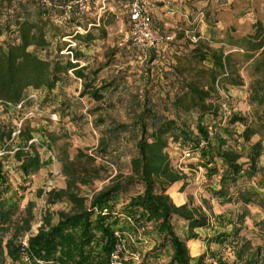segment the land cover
<instances>
[{"label": "trees", "instance_id": "trees-1", "mask_svg": "<svg viewBox=\"0 0 264 264\" xmlns=\"http://www.w3.org/2000/svg\"><path fill=\"white\" fill-rule=\"evenodd\" d=\"M93 5L91 0L83 22L92 13ZM128 25L130 29L129 20ZM0 27L13 34L9 40L0 42V116L15 111L18 105L19 109L25 107L37 91L45 92L47 99L53 98L52 92L68 83L69 74L82 82L80 96L89 97L98 106L107 99L108 88L119 87L115 81L97 86V72H89L88 65L80 64L75 49L71 56H62L65 47L61 39L65 36L60 28L42 19L35 0L16 3L2 0ZM94 29L74 37L78 46L94 42ZM207 35L192 36L194 41L186 36V49L173 50L171 40L162 49H150L143 55L137 54L128 40L132 53L142 64L152 61L153 66L166 52H173L172 63L163 70L159 82L161 95L149 96V78L143 80L146 85L142 95L129 101L133 109L128 111L131 123L111 122L101 132L94 153L79 150L71 157L66 143L56 149L66 186L50 191L46 202L54 205L66 200L69 209L58 213L55 224L45 220L30 237L26 251L29 264H109L116 245L123 248L122 258L138 256V264L158 260L164 254L169 256L165 264H229L221 258L211 257L214 260L206 263L205 255L191 256L188 239L176 233L174 218L186 222L190 232L207 228L209 223L201 212L180 205L177 192L184 188L185 178L172 166L167 150L173 144L182 151L188 149L191 156L197 154L207 180L218 178L210 186L215 197L244 205L257 203L264 212V196L253 187L238 188L239 181L264 179V170L258 167L264 151V26L256 21L251 31L243 35L234 27L223 31L210 27ZM152 70L148 68L145 76L149 77ZM243 72L249 78L250 117L232 113L226 103L219 102L220 91L227 94L245 86ZM58 106L60 111L70 108L65 101ZM96 111H101L100 107ZM79 120L81 117H72L76 125ZM102 124L105 118L101 114L94 126ZM236 124L243 127L239 134L233 131ZM15 131L0 120V264H26L18 238L30 230L33 220L27 213L25 217H15L21 195L12 188L7 161L11 160L22 180H27L45 164L38 149L53 152L58 140L68 136L63 129L58 136L47 127L37 130L29 124L21 126L19 134L12 138ZM255 136L259 141L252 144ZM122 142L132 144L127 174L115 175L110 185L94 192L90 199L81 197L79 186H89L100 180L108 167H118L115 159L121 153ZM232 189L236 193L232 194ZM257 226L264 237V218ZM231 231L232 235L216 234L215 240L225 242L230 237L238 240L237 229L233 227ZM148 243L152 246L144 255L136 251L138 246ZM245 250L246 247L236 249L233 264H257V253L244 257ZM128 264L135 263L128 261Z\"/></svg>", "mask_w": 264, "mask_h": 264}, {"label": "rangeland", "instance_id": "rangeland-1", "mask_svg": "<svg viewBox=\"0 0 264 264\" xmlns=\"http://www.w3.org/2000/svg\"><path fill=\"white\" fill-rule=\"evenodd\" d=\"M98 1L94 0L92 14L88 16L87 21L81 24V27L94 23L99 15L101 28H90L94 29L92 32L95 40L88 45L80 44L78 46V42L74 40L77 43L74 54L80 55V64L88 65L89 72H97L95 83L97 86L101 82L115 81L119 87L108 88L105 92L107 99L98 106L89 97L80 96L82 82L77 80L73 74H69L68 83L62 89H55L52 92L53 98L47 99L45 92L37 91L32 93L36 99H31L32 101L25 107L3 113L0 116V120L14 130L29 124L31 128L37 130L40 127H47L50 131H55L58 136L62 134L63 129L68 135L66 138L58 140L53 152L46 148L38 149L41 160L45 164L27 180H22L11 160L6 163L12 188L21 195L17 203L18 210L15 217H25L26 213L33 216L30 230L18 238V243L35 235L45 220H50L55 224L58 213L66 212L69 209V203L66 200L54 205H48L46 202L50 191L63 190L66 186L65 178L61 175V165L56 149L66 143L71 157L79 150L89 154L94 153L101 132L111 122L123 125L131 123L132 116L128 111H133V109L129 107V101L137 95H142L143 87L146 85L143 80L149 78L147 83L149 96L156 97L160 94L159 82L164 73L163 70L167 69L173 60V52L169 51L154 61L153 66H151L152 61L142 64L135 58L128 44V5L131 0H106L103 7ZM100 8H102L101 12H99ZM256 21L261 22L264 26V0L252 2L237 0L230 5L227 0H153L151 11L153 28L159 34L172 38L173 50L180 47L188 48L186 36L190 37L191 41L195 40L192 36L208 37L207 33L210 27L217 31L234 27L238 34L243 35L251 31V26ZM0 28V42L9 40V37L13 36L2 27ZM59 30L65 37L74 35L72 27ZM62 39L61 44L66 47L68 42ZM62 56L67 57L66 55ZM148 68L153 70L149 77H146L145 71ZM242 75L245 86L241 89H231L227 94L220 91L221 100L219 102L226 103L225 107L232 113L250 117L251 108L248 106L247 99L249 78L246 72H243ZM61 101L69 104V110L60 111L58 105ZM97 107H100L101 111L97 112ZM101 114L105 118V124L95 127V120ZM73 116L75 119L81 117L77 125L72 122ZM242 130L243 127L238 124L233 128V131L238 134ZM35 137L33 141L36 142L38 135ZM257 141H259V137L255 136L250 142L253 144ZM121 145V153L115 159L118 161V167L116 165L108 167L106 174L100 180L93 181L89 186H79L81 197L90 199L94 192L110 185L111 179L115 175L118 173L127 174L128 161L132 155V144L122 142ZM262 146L264 150V138ZM167 151L172 166L180 171L185 178L184 188L177 192L181 199L180 205H186L191 210L201 212L209 223L207 228L190 232L186 222L177 218L172 220L176 233L180 237L188 239L187 245L191 256L205 255L206 263H211L214 260L211 257H214L233 264L235 263L234 252L236 249L246 247L244 257L257 253V264H264V237L260 236L257 226L264 218L261 207L257 203L244 205L215 197L210 191V186L216 184L218 178L213 177L207 180L206 170L200 166L201 162L197 159V154L191 158H184L181 153L182 149L173 144ZM11 155L12 153H10ZM242 161H245L244 158ZM258 167L264 170V151L259 159ZM259 180H261V184H258ZM260 185L261 188H259ZM246 187H253L259 195L264 196V179L257 178L249 182H238V188L241 190ZM231 191L232 194L236 193V190L232 189ZM232 225L237 229L239 239L230 237L225 239V242H217L215 236L218 233L232 235ZM245 244L247 246L244 247ZM151 246L152 243L144 244L138 246L136 251L144 255ZM127 257L128 255H125L124 259ZM168 260L169 256L164 254L158 260H148L146 264H165Z\"/></svg>", "mask_w": 264, "mask_h": 264}, {"label": "built area", "instance_id": "built-area-1", "mask_svg": "<svg viewBox=\"0 0 264 264\" xmlns=\"http://www.w3.org/2000/svg\"><path fill=\"white\" fill-rule=\"evenodd\" d=\"M12 1L16 3L26 0ZM105 1L106 0H99L98 2L103 7ZM1 2L2 0H0V3ZM35 2L37 8L41 12L42 19L58 28H73L74 35L63 37L62 39L68 42V45L61 52L63 55H72L71 51L77 47V43L74 41L76 35H84L93 26H99L100 16L98 15L95 25L88 24L86 27H81L84 18L88 15L91 8V0H35ZM152 7L153 0H131L128 5V20L130 24L128 40L131 47L140 55L145 54L150 49H162L165 43L172 40L170 36H163L153 28L151 23ZM101 10L102 8L99 9V12H101ZM30 99H36V97L31 95ZM20 107L21 105L17 106L18 109ZM20 127L12 134V138H15L19 134ZM182 156L184 158H190L191 153L186 149L182 151ZM28 242V238L20 242L22 259L26 264L31 262L26 252L28 249ZM122 251V246L116 245L110 256L109 264H128V261H133L135 264L139 263V257L136 255L127 259L122 258ZM38 264H41V262H38Z\"/></svg>", "mask_w": 264, "mask_h": 264}, {"label": "crops", "instance_id": "crops-1", "mask_svg": "<svg viewBox=\"0 0 264 264\" xmlns=\"http://www.w3.org/2000/svg\"><path fill=\"white\" fill-rule=\"evenodd\" d=\"M234 1H236L237 2V0H234ZM233 0H227V2H228V4L230 5V4H232V2H234ZM246 1H258V0H246Z\"/></svg>", "mask_w": 264, "mask_h": 264}]
</instances>
